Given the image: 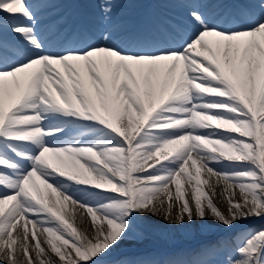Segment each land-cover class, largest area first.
<instances>
[{
    "label": "snow or ice",
    "instance_id": "obj_1",
    "mask_svg": "<svg viewBox=\"0 0 264 264\" xmlns=\"http://www.w3.org/2000/svg\"><path fill=\"white\" fill-rule=\"evenodd\" d=\"M51 3L0 0V262L154 264L109 259L140 218L264 221V0L141 31L105 8L98 35L42 28ZM233 239L223 264H264V224Z\"/></svg>",
    "mask_w": 264,
    "mask_h": 264
},
{
    "label": "rangeland",
    "instance_id": "obj_2",
    "mask_svg": "<svg viewBox=\"0 0 264 264\" xmlns=\"http://www.w3.org/2000/svg\"><path fill=\"white\" fill-rule=\"evenodd\" d=\"M147 218L148 217L137 220L136 228L129 239L141 241L149 235L148 230L152 228L149 227ZM262 224H264V221L256 219L247 225L236 224L233 230H228L223 226H214L211 222L196 221L192 224V229H187L182 226V237L177 238L174 237L175 235L169 230V225L152 221L151 225L153 226V230H157L159 233L153 236L158 243L146 246H139L137 243L133 246L126 245L125 250L127 251L114 255L109 259L111 261L125 259L148 260L153 261L154 264H167V262L173 260H192L205 247L227 239L229 240L228 249L216 257L218 264H223V262H226L229 255L235 256V248L243 242L242 239H233V237L237 236V234L246 236L250 231L255 230ZM174 246H176L175 250L172 249Z\"/></svg>",
    "mask_w": 264,
    "mask_h": 264
},
{
    "label": "bare ground",
    "instance_id": "obj_3",
    "mask_svg": "<svg viewBox=\"0 0 264 264\" xmlns=\"http://www.w3.org/2000/svg\"><path fill=\"white\" fill-rule=\"evenodd\" d=\"M131 1L135 4V7H136V5L137 6H140L142 4L141 3L142 0H131ZM136 1L137 2L140 1L139 2L140 4H137ZM171 4L176 5L175 7H177V8H180V6L178 5L177 1L174 2V3H171ZM108 5H111V6H108ZM64 8H65V6H63L62 8H59L57 10H52V12L57 13L61 9H64ZM93 8H94L93 11L88 10V12L90 13V15L93 18V20L97 19L93 14L100 15L101 14V10L104 11L105 8H111L112 9L110 15H111V19L113 20V22H114V20H117V18H120L123 15H125V13L123 12V6L119 2H117L115 0H109L106 6L104 5L103 0H101V1L95 0L94 1V7ZM135 11H136V13H138L140 11V9L139 8H136ZM155 12L157 13V11H156L155 8H154V10L153 9L149 10L147 13L143 14L142 17L139 19L140 22L142 24H144V25H150L153 22L154 18H155ZM136 13L134 11L133 12H130L129 17H128L129 20H131V23L133 25L137 22V18L134 17ZM80 14L83 15L84 13L81 12ZM184 14H185V12H184ZM184 14H182L183 17H184ZM183 17H181V19H182V20H180L181 22H183ZM93 20H91L90 17H89V21L90 22H93ZM113 22H112V24L114 25ZM96 23L97 22L95 21L96 27L94 29L95 30L97 29L98 31H100V27L101 26L100 25L98 26ZM117 26H118V24H117ZM75 29H78V28H75ZM131 30L132 31H136V30H133V28ZM217 203H218V206L219 207H221L222 209H226V207H227L226 201H224L222 198L219 199L217 201ZM7 207L8 206L6 205L5 206V210L6 211H7ZM256 219H258V218H252V219H249V220L241 221V222H238L237 224H245V223H248V222L253 221V220H256ZM147 221H149V227L152 228V229H149L148 230L149 231L148 232L149 235L146 236L145 238H143L141 241H138V240L134 241L133 239L126 240L116 250V252L113 254V256L124 252L125 249H126V247H125L126 245H132L133 246V245H135L137 243V244H139V246H141V245H143V246L145 245L146 246V245H149V244H156V243H158L157 240L155 238H153V236H154V234H157L158 235L159 233L157 232V230H153V226L151 225V222L152 221L153 222H158V223H166V225H169V230L175 235L174 237H177V238L182 237V234H183V232L181 231V227L182 226H179V225H171V224H168L167 222H165L163 219H157L156 217H152V216H149L147 218ZM205 221L211 222V224H213L214 226H217V225L222 226L218 221H216V220H214L212 218L206 219ZM192 224H185L184 227L187 228V229H192V226H193ZM85 227L90 228L91 227L90 223L87 224V225H85ZM0 264H2V262H0Z\"/></svg>",
    "mask_w": 264,
    "mask_h": 264
}]
</instances>
